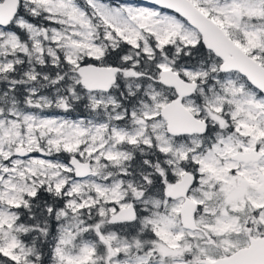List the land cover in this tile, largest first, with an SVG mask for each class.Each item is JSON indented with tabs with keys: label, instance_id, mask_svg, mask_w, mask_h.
Segmentation results:
<instances>
[{
	"label": "snow or ice",
	"instance_id": "6c2138e0",
	"mask_svg": "<svg viewBox=\"0 0 264 264\" xmlns=\"http://www.w3.org/2000/svg\"><path fill=\"white\" fill-rule=\"evenodd\" d=\"M0 264H264V0H0Z\"/></svg>",
	"mask_w": 264,
	"mask_h": 264
}]
</instances>
